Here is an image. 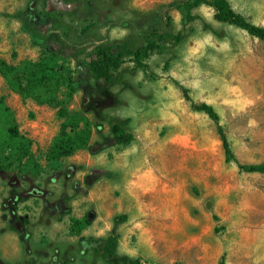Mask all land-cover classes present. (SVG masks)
<instances>
[{
    "label": "rangeland",
    "instance_id": "rangeland-1",
    "mask_svg": "<svg viewBox=\"0 0 264 264\" xmlns=\"http://www.w3.org/2000/svg\"><path fill=\"white\" fill-rule=\"evenodd\" d=\"M175 1L0 0V60L23 74L53 57L76 88L58 94L62 118L0 72V168L48 195L30 203L33 245L42 249L31 248L27 264H109L71 233L72 220L90 214L83 235L118 234L117 264H264V174L227 162L216 125L184 93L215 108L239 164H264V42L216 21L207 5L186 26L166 8ZM229 2L264 27V0ZM163 11L186 40L161 42L148 71L128 60L114 73L125 84L95 80L87 65L96 47L140 48L148 30L163 29ZM109 118L131 119L130 144L114 143ZM87 123L88 145L52 158L63 127L73 133ZM63 195L72 213L58 221ZM121 215L127 222L115 225Z\"/></svg>",
    "mask_w": 264,
    "mask_h": 264
},
{
    "label": "trees",
    "instance_id": "trees-1",
    "mask_svg": "<svg viewBox=\"0 0 264 264\" xmlns=\"http://www.w3.org/2000/svg\"><path fill=\"white\" fill-rule=\"evenodd\" d=\"M203 5H207L215 11L214 18L216 21L239 28L250 36L264 42V27L253 24L246 17L236 12L229 0H181L171 3L166 8L180 12L183 16V22L187 26L198 19L194 11ZM162 21L164 24L163 29L153 28L148 30L144 37V45L138 49L130 48L127 43H123L119 47L108 45L96 47L87 65L95 80H102L108 87L125 84L123 77H118L114 73H117L128 60L135 63L137 68L148 71L149 65L146 61L153 52L161 50V42L181 44L186 40L187 34L185 30L178 33L174 32L173 19L168 12L163 11ZM56 68L55 58L48 57L37 65L28 68L25 73L19 74L15 67L0 60V72L12 77L11 87L16 92L39 103L58 108L59 115L62 118H66L68 111L64 103L59 100L58 94H60L62 89L67 88L70 90L69 95H72L76 88L71 71L64 67L60 71ZM184 93L187 99L191 101L192 108L196 112L205 114L216 125L223 143L227 162H236L240 170L246 173L264 174V164L242 165L237 162L225 130L221 125L220 116L215 108L207 103H195L190 99L187 90H184ZM130 122V118H109V125L115 144L128 145L134 140V137L128 133ZM13 130L15 131V129ZM91 132L92 127L89 123L83 129L77 127L73 133H69L67 126H64L60 137L51 148L50 154L52 158L58 160L73 156L78 150L88 145ZM63 196L66 205L65 215H69L72 213V208L69 206L72 197ZM58 220L62 221L63 217H59ZM127 220V215L118 216L115 218V225L123 224ZM72 224L71 233L80 237V243L88 242L94 244L93 251L101 255L109 264H117L120 261V236L118 234H111L106 238L99 239L86 238L82 236V233L91 224L89 217H86L85 220L73 219ZM128 263L140 264L132 259H128Z\"/></svg>",
    "mask_w": 264,
    "mask_h": 264
},
{
    "label": "flooded vegetation",
    "instance_id": "flooded-vegetation-1",
    "mask_svg": "<svg viewBox=\"0 0 264 264\" xmlns=\"http://www.w3.org/2000/svg\"><path fill=\"white\" fill-rule=\"evenodd\" d=\"M8 176H9V171L0 168V179L1 181H3L0 185V218L1 221L8 226V230L16 233L18 235L19 240L24 244L26 259H24L22 262H19L17 264H27L30 255L31 257L36 255L35 254L36 252L33 251L36 250L40 252V250L42 249L41 247L38 248L37 246L33 245L32 242V236H33L31 230L32 210L30 208V203L34 198L45 201L48 195L47 192L43 191L42 189L36 188L34 186L27 188V183L26 181H23L22 178L21 179L16 177L6 178ZM3 183L4 185H2ZM61 202L64 203L63 213L65 214L66 206L64 202V196L61 199ZM56 218L58 220L59 217ZM78 238L80 243V237ZM31 248L33 251H31ZM0 264H11V263L0 261Z\"/></svg>",
    "mask_w": 264,
    "mask_h": 264
},
{
    "label": "crops",
    "instance_id": "crops-1",
    "mask_svg": "<svg viewBox=\"0 0 264 264\" xmlns=\"http://www.w3.org/2000/svg\"><path fill=\"white\" fill-rule=\"evenodd\" d=\"M65 216H63V219ZM82 236H84L83 233ZM36 239L37 237L33 234L32 242ZM24 259H26L24 244L19 240L16 233L8 230V226L0 218V261L17 264Z\"/></svg>",
    "mask_w": 264,
    "mask_h": 264
},
{
    "label": "water",
    "instance_id": "water-1",
    "mask_svg": "<svg viewBox=\"0 0 264 264\" xmlns=\"http://www.w3.org/2000/svg\"><path fill=\"white\" fill-rule=\"evenodd\" d=\"M89 219H90V220L93 219V215H92V214L89 215Z\"/></svg>",
    "mask_w": 264,
    "mask_h": 264
}]
</instances>
